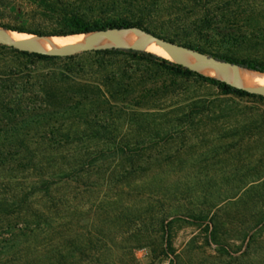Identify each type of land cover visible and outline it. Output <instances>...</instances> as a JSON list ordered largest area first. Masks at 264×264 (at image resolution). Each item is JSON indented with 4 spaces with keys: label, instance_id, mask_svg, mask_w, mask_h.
Returning <instances> with one entry per match:
<instances>
[{
    "label": "rangeland",
    "instance_id": "1",
    "mask_svg": "<svg viewBox=\"0 0 264 264\" xmlns=\"http://www.w3.org/2000/svg\"><path fill=\"white\" fill-rule=\"evenodd\" d=\"M128 14L165 43L264 60V0H0L1 28L43 36L71 32L75 15ZM5 41L0 264H264V90L223 94L199 75L97 51L111 46L41 59ZM53 77L60 92L45 96L39 83Z\"/></svg>",
    "mask_w": 264,
    "mask_h": 264
},
{
    "label": "bare ground",
    "instance_id": "2",
    "mask_svg": "<svg viewBox=\"0 0 264 264\" xmlns=\"http://www.w3.org/2000/svg\"><path fill=\"white\" fill-rule=\"evenodd\" d=\"M0 41L16 43L37 51H61L84 45L129 46L154 51L172 61L179 62L208 75H214L236 85L264 90V72L221 63L199 53L165 43L136 28L112 29L107 32H89L61 36H39L4 30L0 27ZM64 52V51H63Z\"/></svg>",
    "mask_w": 264,
    "mask_h": 264
},
{
    "label": "trees",
    "instance_id": "3",
    "mask_svg": "<svg viewBox=\"0 0 264 264\" xmlns=\"http://www.w3.org/2000/svg\"><path fill=\"white\" fill-rule=\"evenodd\" d=\"M129 15L130 14L124 17L97 20L95 22L85 21L80 16L75 15L72 18V21L75 27L74 30H72L71 32H67V31L57 32L56 35L81 34V33H86V32L89 33L92 31H105L109 29H129V28H138L147 33L154 34L149 28L145 26L143 22V19H144L143 14H139L137 18L130 17ZM2 27L5 29L17 30L18 32H25V30L20 29V28H10L5 25H2ZM36 35L41 36L43 34L36 32ZM18 51L24 54L31 55L36 58H41V59L62 58V56H60L59 54L48 53V52H39V51L28 52L27 50H18ZM97 51L104 52V53H111V54H123V55L131 56L132 58H136L138 60L157 63L160 66H163L166 69L174 73L180 74V75H199L203 79L215 83L223 94H232L236 96L255 95L254 93L249 92L245 88H242L239 86L237 87L236 85H233L232 83L226 80L223 81V79L221 78L218 79V77L215 78L214 76L213 77L204 76L200 74L199 72H197L196 70H194L193 68L191 69V67L185 64L182 65V63L181 64L176 63L174 61L169 60L166 57L164 58V56L154 51L135 48V47H128V46H124V47L123 46H119V47L112 46V47H108L104 49H98ZM199 52L206 53L201 50H199ZM207 55L209 57H212L222 62H229L230 64L238 65L241 67H246L253 71L264 72V60L246 59V58H238V59L228 58V57L218 56V55L208 54V53ZM75 56L76 54H70V55H66L64 58H74ZM57 84H58V80L56 79V77H53L51 81L42 80V82L39 83V85L42 88L43 94L45 96L59 94L60 87L56 86ZM39 111L40 112L38 114H35V116H43L47 114H54V113L60 112V110L58 109L46 111V108L41 109V110L39 108ZM25 125L28 126L29 124H25ZM49 131L54 134H59L60 137H64L66 139L71 136L75 137L81 133L79 128L77 127L74 128L73 125H67V124L49 125ZM168 237H169L168 238L169 247H171V244H172L171 235L169 234ZM256 240L257 242H261L260 236H257ZM170 249L172 250V252H174L172 248Z\"/></svg>",
    "mask_w": 264,
    "mask_h": 264
},
{
    "label": "water",
    "instance_id": "4",
    "mask_svg": "<svg viewBox=\"0 0 264 264\" xmlns=\"http://www.w3.org/2000/svg\"><path fill=\"white\" fill-rule=\"evenodd\" d=\"M2 29H4V30H8V29H5V28H2ZM138 29V28H137ZM109 30H112V29H109ZM120 30V29H119ZM139 30H141V29H139ZM108 30H105V31H92V32H107ZM143 31V30H142ZM145 32V31H144ZM87 33V32H86ZM147 33V32H146ZM147 34H149V33H147ZM41 36H43V35H41ZM64 36H66V35H64ZM152 37H154V36H152ZM154 38H156V37H154ZM158 39V38H157ZM159 40H161V39H159ZM164 42H166V41H164ZM169 44H172V43H169ZM84 48H87L88 46H83ZM112 47V46H111ZM124 47V46H123ZM178 47V46H177ZM140 49H142V48H140ZM187 50H190V49H187ZM35 51H37V50H35ZM39 52H41V51H39ZM193 52H195V51H193ZM199 54H201V55H203L202 53H199ZM207 57V59H213V60H215V61H218V62H221V63H227V62H222V61H219V60H217V59H214V58H212V57H209V56H206ZM172 61V60H171ZM230 64V63H229ZM231 65H233V64H231ZM233 66H238V65H233ZM238 67H241V66H238ZM243 68H246V67H243ZM251 70V69H250ZM238 87V86H237Z\"/></svg>",
    "mask_w": 264,
    "mask_h": 264
},
{
    "label": "crops",
    "instance_id": "5",
    "mask_svg": "<svg viewBox=\"0 0 264 264\" xmlns=\"http://www.w3.org/2000/svg\"><path fill=\"white\" fill-rule=\"evenodd\" d=\"M41 52H43V51H41ZM48 53H52V52H48Z\"/></svg>",
    "mask_w": 264,
    "mask_h": 264
}]
</instances>
